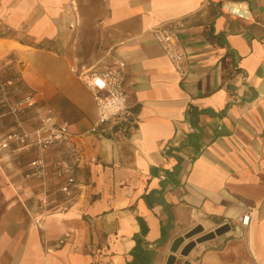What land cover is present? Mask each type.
<instances>
[{"label": "crops", "instance_id": "crops-1", "mask_svg": "<svg viewBox=\"0 0 264 264\" xmlns=\"http://www.w3.org/2000/svg\"><path fill=\"white\" fill-rule=\"evenodd\" d=\"M227 1L0 0V62L16 57L0 90V264H134L141 251L165 264L177 236L222 224L174 264H264V0H243L252 21ZM159 25L176 31L183 75ZM117 62L130 114L97 126L79 74ZM17 86L32 96L13 113ZM45 117L69 134L40 152ZM12 133L27 138L3 146ZM38 157L64 175L25 177Z\"/></svg>", "mask_w": 264, "mask_h": 264}, {"label": "built area", "instance_id": "built-area-1", "mask_svg": "<svg viewBox=\"0 0 264 264\" xmlns=\"http://www.w3.org/2000/svg\"><path fill=\"white\" fill-rule=\"evenodd\" d=\"M221 8L231 17L244 21H252L253 16L243 0L227 1L221 4ZM153 36L160 43L164 53L168 56L175 70L180 74H184V54L177 47V34L173 27L167 25H159L153 28ZM123 62H117L100 71L93 70L89 73H81L84 77L83 81L90 88L93 100L96 106L97 126L108 123L114 124L122 121L130 114L125 103V95L122 89L123 82ZM100 81V83L98 82ZM10 83V80L7 81ZM1 90V84H0ZM31 99V96H24L10 107L11 112H18V106ZM35 139L32 142L41 152L46 147L62 142L69 134L67 123L62 122L56 124L45 117L41 120L40 126L35 130ZM27 138L25 133H12L3 140L2 145L7 146L8 140H20L22 142ZM29 169L25 173L27 178L44 179L47 176L59 178L64 175V171L54 165L52 169H48L41 157L35 158L29 163ZM75 186V179L71 175H67L60 191L65 195H70L72 187ZM250 214L244 213L240 217V223L246 226L249 222ZM67 236L65 233L64 237ZM59 242H64L60 239Z\"/></svg>", "mask_w": 264, "mask_h": 264}, {"label": "water", "instance_id": "water-1", "mask_svg": "<svg viewBox=\"0 0 264 264\" xmlns=\"http://www.w3.org/2000/svg\"><path fill=\"white\" fill-rule=\"evenodd\" d=\"M227 229L228 225L222 224L211 231L204 232L200 225L194 226L192 229L183 235L177 236L173 240L170 246V254L167 257L165 264H174L177 253L184 257L197 243L212 239L216 235L224 233ZM181 264H189V261L185 260Z\"/></svg>", "mask_w": 264, "mask_h": 264}, {"label": "rangeland", "instance_id": "rangeland-1", "mask_svg": "<svg viewBox=\"0 0 264 264\" xmlns=\"http://www.w3.org/2000/svg\"><path fill=\"white\" fill-rule=\"evenodd\" d=\"M16 57H15V55L14 54H12L11 53V69H7V66L8 65H10L9 63H0V84H1V89H2V87H3V84H2V82L3 81H5V79L9 76V75H11V77H16V75H15V72L16 71H14L15 69V59ZM14 65V66H13ZM11 82H13L12 80H11ZM22 88H21V86H17V88L16 89H11L10 91H9V94H10V96L17 102L19 99H21V97L23 96V92H22V90H21Z\"/></svg>", "mask_w": 264, "mask_h": 264}, {"label": "trees", "instance_id": "trees-1", "mask_svg": "<svg viewBox=\"0 0 264 264\" xmlns=\"http://www.w3.org/2000/svg\"><path fill=\"white\" fill-rule=\"evenodd\" d=\"M0 63H3V62H0ZM7 79L12 80L13 83L15 82L14 77H11V75H9L5 80H7ZM21 90L23 92V96L22 97H24V96H32L31 92L26 91L24 88H22ZM18 113H20V111ZM145 253H146V251H141V254L137 258L133 259L134 260V264H148L146 262Z\"/></svg>", "mask_w": 264, "mask_h": 264}, {"label": "bare ground", "instance_id": "bare-ground-1", "mask_svg": "<svg viewBox=\"0 0 264 264\" xmlns=\"http://www.w3.org/2000/svg\"><path fill=\"white\" fill-rule=\"evenodd\" d=\"M98 82L100 83V81L98 80Z\"/></svg>", "mask_w": 264, "mask_h": 264}]
</instances>
